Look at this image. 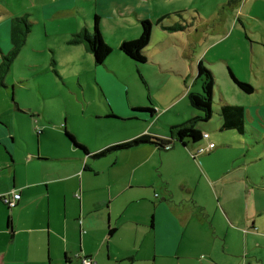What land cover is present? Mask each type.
<instances>
[{"label": "crops", "instance_id": "crops-1", "mask_svg": "<svg viewBox=\"0 0 264 264\" xmlns=\"http://www.w3.org/2000/svg\"><path fill=\"white\" fill-rule=\"evenodd\" d=\"M73 2L74 0H62L46 3L40 10L26 14L31 16L37 13L45 20L65 18L73 13ZM89 2L92 5L89 14L93 19L95 15L99 20L106 15H134L140 21L148 20L143 7L130 5L126 0ZM76 10L80 12L81 8ZM158 20L159 18L151 22L157 23ZM156 27L155 34L162 40L158 45L160 50L166 48L163 39L165 34L160 25ZM6 29L9 40V22L0 25V61L4 54L2 50H5L1 42L5 38ZM83 30L92 32L90 25H86L76 34ZM123 41L127 39H122L112 48L114 57L119 60L122 59L119 45ZM79 45V54L83 51L90 54L84 44ZM156 51L157 49L154 50ZM109 59L106 61L110 62ZM93 64L95 65L94 61L91 62L89 57V65ZM228 65L226 63L228 72L233 74ZM96 77H93L95 81ZM195 81L196 76L193 85L196 84ZM8 88L7 86L4 90ZM184 93L183 96L186 97L187 92ZM101 97L100 103L104 111L99 113L101 108H97L85 117L84 109L79 115L62 111L54 116L39 107L20 109L18 104L12 102V98L11 103L7 95H1L0 264H82L83 258H90L94 264H157L158 258L177 256L179 259H192L197 254L202 255L204 251L200 248L192 253L191 247L205 244L206 231L208 238L222 237L225 243L227 235L235 232L234 227L245 228L242 233L247 240L264 239V231L256 226V218H259L263 209L259 199L264 196V188L252 186L250 189L247 187L232 192L228 188L222 189V184L218 183L223 180V175L216 177L211 161L205 157L215 152L216 146L211 151L198 153L201 156L191 155L205 150L208 143H212L210 136L203 140L204 147H201L203 141L184 146L175 142L168 150L171 152H168L158 151L153 145H144L110 154L113 155L111 158H94L93 154L115 142H107L103 147H98L95 142L84 141L79 130L93 136L98 134L96 127L89 130L81 125L82 122L86 124L92 118L138 120L144 123V127H136L132 131L134 133L121 141L141 134L167 139V130H152L156 121L161 120L177 103L176 100L160 105L154 103L157 107L155 109L153 104L151 107L154 113L148 115L134 111L146 107L134 102L136 99L128 102L127 98L122 100L105 92ZM260 106L261 104L253 112H245L243 135L238 136L231 131L238 137L245 138L249 143L248 148L253 150L256 144L264 145V135L263 138L258 136L260 129H264V110ZM176 116H181L182 120L178 124L176 121H166L168 130L170 126L182 125L198 114L190 112V116L185 117L177 111ZM68 123L71 125L68 126ZM220 125L221 122L217 127L218 131ZM195 128L203 131L200 127ZM65 132L76 143L84 146L86 152L77 148ZM253 140L255 145L251 144ZM218 155L216 152L211 160L218 158ZM199 158L201 161H198ZM243 167L245 162L242 163L241 174L244 173ZM241 174H235L232 179L240 187H246ZM210 176L214 177L212 185L215 184L216 198L224 194L223 200L220 198L217 201L218 205L214 206L213 212H210L203 193H197L199 186L207 187L210 192ZM13 193H18L20 199L13 208H9L3 204L1 197ZM214 216H218V225L213 222ZM223 223L225 227L222 230L219 226ZM203 228L204 232L200 233ZM182 245L189 248L188 254L186 250L180 254ZM210 254L208 252V256ZM254 259L255 264H263L260 258ZM222 264L247 263L235 259Z\"/></svg>", "mask_w": 264, "mask_h": 264}, {"label": "rangeland", "instance_id": "rangeland-1", "mask_svg": "<svg viewBox=\"0 0 264 264\" xmlns=\"http://www.w3.org/2000/svg\"><path fill=\"white\" fill-rule=\"evenodd\" d=\"M55 1L62 0H0V25L13 23L14 33L21 36V32H24L22 40L25 38L5 77V84L9 88L4 90L0 87V98L1 95H7L9 102L12 98V102L18 104L20 109L39 107L50 112L52 116L62 111L79 115L84 109L85 117L97 108H101L99 113L104 111L100 103L104 92L122 100L127 98L128 102L130 99H136L134 102L146 105L145 108L153 107L154 103L160 105L176 100V107L161 120L156 121L152 130L162 128L168 132L166 121H176L178 124L182 120L181 116L175 117L177 111L185 117H189L190 112L200 115L199 112L191 109L183 93L188 91L202 93L200 79H196V84L193 85L197 63L202 60V64L215 78L213 113L211 120L196 122L195 126L207 132L210 142L216 146V151L205 157L211 161L215 176L223 175V180L218 184H222V189L228 188L230 192L241 191L247 187L250 189L252 186L264 188V145L256 144L253 140L251 144H256L253 150L248 148L249 143L245 138L238 137L239 135L235 133H220L217 130L222 103L241 106L245 112L248 110L253 112L261 104L260 107L264 110V0H126L130 5L143 7L150 22L163 18L162 23L165 27L173 28L175 24L187 27L174 32L163 29L166 48L159 50L158 45L162 40L155 34L156 21L151 22L152 39L149 44L152 45H148L145 49L147 57L145 63H135L124 55H121L122 59H116L112 51L110 59L108 57L110 62L105 61L100 66L94 64L90 66L89 57L92 62V55L88 53L87 55L84 51L79 54L80 45L69 44L74 38L73 35L86 25H90V32L92 31L93 16L89 14V8L92 7L90 0H74L73 13L65 18L53 17L45 20L37 13L31 16L26 14L36 9L40 10L42 5ZM78 7L81 8L80 12L76 10ZM178 12L180 13L176 14ZM139 21L134 15L102 16L99 29L101 34L103 32L104 42L112 50L122 39L126 38L127 41L137 39L140 32ZM27 28L29 32L26 33ZM201 34L202 39H200ZM4 36L1 44L5 49L2 53L5 54L13 47L10 46L7 29ZM52 60L55 62L54 65L51 64ZM226 63L239 81L253 87L252 94H245L236 87L228 75ZM94 76H97L96 81L93 79ZM87 122L86 124L82 122L81 125L89 130L96 127L98 136L81 130L79 134L84 141L95 142L98 147H103L107 142L115 143L105 147L117 144L118 141L134 133L132 131L136 127L137 129L144 127V123L138 120L92 118ZM70 125L68 123V126ZM75 126L77 127V124ZM263 133L264 129L261 128L258 136L263 138ZM204 146L203 141L201 147ZM216 152L219 153L218 158L211 160ZM166 153L161 152V154ZM110 156L113 155L104 158ZM198 161H201L200 158ZM243 162L245 167H243L244 173L241 174ZM235 174H241L246 187L243 185L240 187L233 181ZM209 180L210 192L207 187L199 186L197 193L200 195L203 193L204 200L210 206V212H213L214 206L218 205L217 201L220 198L223 200L224 194L216 198L215 184L212 185L214 177L210 176ZM259 202L263 209L259 218H256V226L260 231H264V196L260 197ZM213 222L218 225V216H214ZM226 224L229 226L228 222ZM219 227L223 230L224 223ZM234 229V233L227 235L226 243L222 237L208 238L206 231L205 244L191 247L192 253L200 248L204 251L202 255L197 254L192 259H179L177 256L158 258L157 264H222L235 259L247 264H255L256 257L264 264V239L247 240L242 233L245 228L234 227ZM204 230L203 228L200 233ZM180 248V254L185 250L187 254L189 253V248H185L184 245ZM208 252L211 256H208Z\"/></svg>", "mask_w": 264, "mask_h": 264}, {"label": "trees", "instance_id": "trees-1", "mask_svg": "<svg viewBox=\"0 0 264 264\" xmlns=\"http://www.w3.org/2000/svg\"><path fill=\"white\" fill-rule=\"evenodd\" d=\"M180 12L176 13L179 14ZM163 18L159 19L156 25H160L164 30L171 32L177 30H184L180 24H175L172 27H165L162 23ZM100 20L97 15L94 16L93 19V30L91 33L83 30L80 33H77L73 39L69 41V44H84L87 51L92 55L93 61L95 65L100 66L103 65L106 59L111 55V48L104 42L103 37L101 35L100 29ZM152 23L149 20H141L140 21V35L137 39L131 41H123L119 45V51L122 55L131 59L135 63L143 64L147 61V57L145 54V49L150 43L152 36ZM29 27V26H27ZM169 31V32H170ZM26 33L29 32V28L26 29ZM21 36H18L14 33L13 23H9V43L10 48L8 53L1 55L0 61V87L6 88L5 77L9 73L13 59L16 58L17 52L21 44L25 41L22 40L24 36V32H21ZM51 64L54 65V60L51 61ZM54 72H56L54 70ZM229 77L231 81L236 85V87L245 94H252L253 87L247 83L239 81L230 71ZM196 79L201 80L202 93H186V99L189 103V106L200 113L198 116L191 118L189 121L182 125L170 126L168 133L169 138L162 139L151 136L149 134H141L127 141H123L108 147L101 149L100 151L93 154L94 158H102L110 154L119 153L125 150H130L135 147L144 146V145H153L156 147L158 151H168L173 147L175 142H179L181 145H186L187 143L197 144L201 140H207L203 138L205 132H201L195 128L196 122H207L212 118V98H213V88H214V76L212 73L202 64V62H198L197 64V72ZM136 112L147 113L148 115L154 113V109L144 108L134 110ZM220 122L221 125L219 127V132H228L232 131L238 135H243L245 132V110L241 106H230V105H221L219 110ZM133 119H138V117H133ZM67 138L73 142V144L86 152L84 146L75 142L74 138L67 132H65ZM208 135V134H207ZM209 137V135H208ZM187 140V142H184ZM209 144V143H208ZM213 144V143H212ZM213 150V149H212ZM200 151V150H199ZM199 151L193 154V157L198 155ZM112 232V231H110Z\"/></svg>", "mask_w": 264, "mask_h": 264}, {"label": "built area", "instance_id": "built-area-1", "mask_svg": "<svg viewBox=\"0 0 264 264\" xmlns=\"http://www.w3.org/2000/svg\"><path fill=\"white\" fill-rule=\"evenodd\" d=\"M204 139L208 138L207 134L203 135ZM212 149H214V144L209 143L207 148L204 150H200L199 153H202L203 151H211ZM20 199V195L18 193H13L10 196H2L1 197V201L3 202V204L9 208H13L17 202ZM82 264H94L93 261L90 258H83L81 261Z\"/></svg>", "mask_w": 264, "mask_h": 264}]
</instances>
